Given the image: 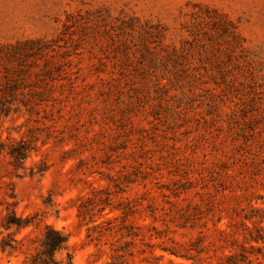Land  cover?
<instances>
[{
  "label": "rangeland",
  "instance_id": "1",
  "mask_svg": "<svg viewBox=\"0 0 264 264\" xmlns=\"http://www.w3.org/2000/svg\"><path fill=\"white\" fill-rule=\"evenodd\" d=\"M27 40L44 49L24 58L26 93L60 72L34 114L0 116V264H25L45 224L71 264H113L138 226L129 264H219L218 231L263 193L233 153L264 132V0H0V46ZM19 68L2 59L0 82ZM20 140L34 149L16 163Z\"/></svg>",
  "mask_w": 264,
  "mask_h": 264
},
{
  "label": "trees",
  "instance_id": "2",
  "mask_svg": "<svg viewBox=\"0 0 264 264\" xmlns=\"http://www.w3.org/2000/svg\"><path fill=\"white\" fill-rule=\"evenodd\" d=\"M43 45L44 43L41 40H27L15 44L0 46V61L4 58L8 60L14 58L18 61V66L20 67L19 70H17L18 73L15 72L14 77L5 76V80L0 82V116L9 117L25 113L34 114L38 103H36L33 98L43 97L48 90L46 82H44L45 79L53 81L55 79L52 77L54 71L60 72L58 67H55V70H52L48 66L43 65L39 71V77L36 80L41 82L42 85L44 84L43 89L36 92H25V81L19 73H27V76H30L31 74L24 71V58L33 57L37 60V55H40L43 52ZM33 49H36L39 52H34ZM33 63L35 64V61H33ZM48 63L49 62L46 64ZM18 95L22 96V100H16ZM28 95L29 98L27 97ZM257 133H259V137H253L254 135H252L253 139L251 144H248L245 149L236 150V152L233 153V158L235 160L241 161L242 159L244 161L248 180L251 184L257 186L258 191H262L263 193L255 194V196L249 200L246 209H242L240 212H235L239 219L238 223H236L237 226L233 225V227L229 229V232L224 230L218 231L219 237H221V240L225 243V247L233 249L232 252L224 255L223 260L219 264H264V227L261 225L264 221V207L257 205L258 200L264 205V135H261V133L264 132L259 131ZM3 149V146H0V153ZM33 149L34 148L28 145L27 141L20 140L9 147L7 154L16 163H20L29 157L30 152ZM111 222L112 219L107 220V223L111 224ZM247 222L251 223V227L247 225ZM7 225H15L17 229H23L35 224L31 218H13V220L7 221ZM230 226L231 225L228 227ZM145 227L146 226H138L135 232L127 230L125 233L122 232L120 234L119 239L129 238V240L124 241L122 248L115 249V252L117 253V261L113 262V264H129V258L133 259L136 254L140 255L145 253L144 250H133L135 240L138 239L143 242L145 237H147L146 234L142 232V229ZM95 228L101 227L98 225ZM105 232L117 234L115 227L113 226H109L103 231L100 230L99 235H102ZM148 237L151 240L152 234ZM67 243L68 236L65 233L55 229L49 224H45L43 226L39 247L36 249L35 254L25 261V264H71L72 256L69 253L66 254L67 258L65 262L57 259V254L67 249ZM148 246L153 248L155 245L150 244ZM9 247L15 249L13 246ZM5 248V244H2L1 249L5 250ZM118 251H122L123 253L119 254ZM169 253L177 256L174 252ZM150 254L155 261L160 260V258L163 257L162 255L156 257L152 251ZM143 260L147 261L145 258ZM148 263L154 264L156 262ZM194 264L200 263L195 261Z\"/></svg>",
  "mask_w": 264,
  "mask_h": 264
},
{
  "label": "clouds",
  "instance_id": "3",
  "mask_svg": "<svg viewBox=\"0 0 264 264\" xmlns=\"http://www.w3.org/2000/svg\"><path fill=\"white\" fill-rule=\"evenodd\" d=\"M4 234L6 235L7 233H4ZM13 264H19V257H16L13 259Z\"/></svg>",
  "mask_w": 264,
  "mask_h": 264
}]
</instances>
